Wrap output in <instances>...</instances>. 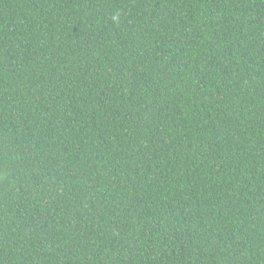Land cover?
<instances>
[{
  "label": "trees",
  "instance_id": "1",
  "mask_svg": "<svg viewBox=\"0 0 264 264\" xmlns=\"http://www.w3.org/2000/svg\"><path fill=\"white\" fill-rule=\"evenodd\" d=\"M0 264H264V0H0Z\"/></svg>",
  "mask_w": 264,
  "mask_h": 264
},
{
  "label": "clouds",
  "instance_id": "2",
  "mask_svg": "<svg viewBox=\"0 0 264 264\" xmlns=\"http://www.w3.org/2000/svg\"><path fill=\"white\" fill-rule=\"evenodd\" d=\"M113 19L115 20V19H117V17H113Z\"/></svg>",
  "mask_w": 264,
  "mask_h": 264
}]
</instances>
